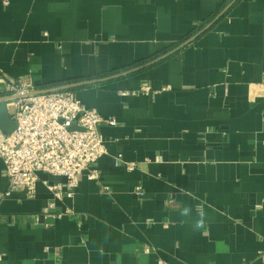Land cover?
<instances>
[{"label": "crops", "instance_id": "0c3cea01", "mask_svg": "<svg viewBox=\"0 0 264 264\" xmlns=\"http://www.w3.org/2000/svg\"><path fill=\"white\" fill-rule=\"evenodd\" d=\"M229 1L0 0V72L36 89L116 73ZM71 91L116 120L100 124L99 176L48 209L58 178L6 193L0 157V264H264V0H237L161 61ZM11 108L0 102L3 132Z\"/></svg>", "mask_w": 264, "mask_h": 264}, {"label": "built area", "instance_id": "2783aa9c", "mask_svg": "<svg viewBox=\"0 0 264 264\" xmlns=\"http://www.w3.org/2000/svg\"><path fill=\"white\" fill-rule=\"evenodd\" d=\"M0 83L15 122L10 132L0 129V157L9 182L6 193L21 191L32 197L38 173L45 172L58 178L46 182L52 196L47 207L54 209L55 200L74 196L81 175L98 178L94 166L106 153L100 124L115 125L116 120L86 107L70 89L31 93L36 87L29 75L12 78L0 72ZM127 167L134 168V163Z\"/></svg>", "mask_w": 264, "mask_h": 264}, {"label": "water", "instance_id": "95a60500", "mask_svg": "<svg viewBox=\"0 0 264 264\" xmlns=\"http://www.w3.org/2000/svg\"><path fill=\"white\" fill-rule=\"evenodd\" d=\"M237 0H230L228 3L225 4V6L209 21L207 22L201 29H199L196 33L192 34L191 36H189L188 38H186L185 40H183L182 42H180L178 45H176L174 48L148 60L145 61L141 64L138 65H134L131 66L127 69H124L122 71L116 72V73H112L109 75H104L98 78H93V79H84V80H80V81H74V82H67V83H61V84H57V85H52V86H43V87H39L37 89H34L31 93H43V92H49V91H55V90H63V89H71V88H75V87H79V86H84V85H88V84H92V83H97V82H102V81H106V80H110V79H114V78H119L128 74H131L133 72L139 71L143 68H146L148 66H151L159 61H161L162 59L170 56L171 54L175 53L176 51H178L179 49H181L182 47H184L185 45H187L188 43H190L193 39H195L197 36H199L201 33L205 32L208 28H210L227 10L228 8L234 4ZM8 96H0V102L1 101H5L7 99ZM15 127V126H14ZM72 128L74 127L71 126Z\"/></svg>", "mask_w": 264, "mask_h": 264}, {"label": "trees", "instance_id": "16d2710c", "mask_svg": "<svg viewBox=\"0 0 264 264\" xmlns=\"http://www.w3.org/2000/svg\"><path fill=\"white\" fill-rule=\"evenodd\" d=\"M141 61H143V60H141ZM141 61H137V62H134V63H132L131 65H136V64H138V63H140ZM58 84V82H56V83H54V85H57ZM74 88H71L70 90H73Z\"/></svg>", "mask_w": 264, "mask_h": 264}, {"label": "bare ground", "instance_id": "6f19581e", "mask_svg": "<svg viewBox=\"0 0 264 264\" xmlns=\"http://www.w3.org/2000/svg\"><path fill=\"white\" fill-rule=\"evenodd\" d=\"M12 109V108H11Z\"/></svg>", "mask_w": 264, "mask_h": 264}]
</instances>
